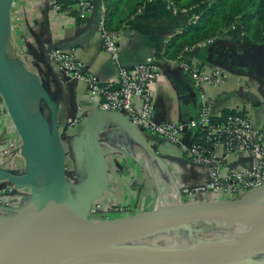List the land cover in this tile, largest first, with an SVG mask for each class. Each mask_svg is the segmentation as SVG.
Instances as JSON below:
<instances>
[{"label": "crops", "instance_id": "0c3cea01", "mask_svg": "<svg viewBox=\"0 0 264 264\" xmlns=\"http://www.w3.org/2000/svg\"><path fill=\"white\" fill-rule=\"evenodd\" d=\"M56 1L59 8L52 11L47 9L45 0H13L11 32L17 46L24 53L34 56L30 60L32 69L37 71L41 83L57 103L59 125L68 126L69 118H80L77 125L68 128L73 133L85 118L97 110V101L89 95L85 81L66 77L63 70L49 60L48 51L60 48L69 52L74 60L81 63L83 71L97 76L100 83L114 81L116 67L102 48L94 9L90 20L81 21L78 19L76 0ZM123 5L120 3L116 10L111 7L108 12L111 28L120 32L119 61L131 67L147 57L154 58L159 71V77L151 84L152 112L156 121L185 123L198 116L200 90L183 66L187 62L207 72L224 70L223 82L205 89L214 120L223 119L224 111L241 110L263 129L264 68L262 77L257 78L254 63L246 71L215 65L206 58L209 41L174 53L172 38L187 25L195 23L204 6L173 12L166 7V0H146L131 12L129 5ZM101 13L105 19L103 0ZM228 35L233 41L246 40L237 29ZM133 105L135 109H140V99L133 98ZM11 126L12 121L0 97V150L11 136ZM198 140V133L189 128L183 130L174 142L146 129L130 131L113 121L109 122L108 130L97 133L95 137L94 152H103L108 178L104 193L95 202L109 207H123V215H131L159 206L215 200L216 195L210 191L181 194L180 200L175 198V192L166 194L172 190L173 183L179 188H193L208 181L210 167L192 161L184 151L185 146ZM63 147L65 174L74 190L77 188L75 182L86 184L94 174L93 157L96 153L93 154V150L90 153L83 142L76 145L73 139L64 141ZM67 157L72 159L70 163H66ZM252 163L248 153L231 152L225 156L221 171L235 165L248 167ZM3 169L0 158V170ZM6 185L8 183L0 177V199L11 206L16 205L20 196L24 197L26 186L13 184L8 194H2Z\"/></svg>", "mask_w": 264, "mask_h": 264}, {"label": "water", "instance_id": "95a60500", "mask_svg": "<svg viewBox=\"0 0 264 264\" xmlns=\"http://www.w3.org/2000/svg\"><path fill=\"white\" fill-rule=\"evenodd\" d=\"M12 3L13 0H0V97L14 127L23 139V148L34 155H37L41 148H45L47 151L48 181L44 188L42 212L45 218H48L60 208L64 211L65 217L55 231L60 236V241L68 248V259L65 261L55 258L37 261L34 264H256L245 257L249 256L250 251L241 257L235 253L236 255L228 262H217L188 260L182 259L174 253L131 250L119 248V246L131 240L149 237L179 226L202 222L214 223L218 220L241 222L249 220L252 216L264 217V183L245 196L234 199H215L159 206L149 211L122 215L103 221L94 222L88 219L91 205L101 197L108 183L103 152L101 150L94 152L97 133L106 132L111 121L130 131L141 128L134 126L121 113L97 108L94 113L83 120L82 125L76 131L70 132L67 126L59 125L57 103L43 86L37 74L22 65L29 74H35L33 85L37 86L40 95L35 102L33 112H27L13 86L15 77L12 66L3 57L1 49L3 35L9 28L11 29L10 9ZM100 7L101 0H94L95 21L100 16ZM237 49L248 55L245 58L247 63H250L252 55L259 61L256 65L255 76L262 77L264 63L259 54V48L254 45L248 46L244 42L233 41L231 35L219 34L210 40L206 45V50H209L206 58L213 64L229 70L246 71L244 66L247 64L241 68V64L239 67H235L231 63L230 58L236 56ZM240 56L243 57V53H240ZM252 76H254L253 73ZM41 101L47 107L48 117L41 111ZM16 120L31 123V139L29 138L28 142L25 136L28 135L29 130L25 125L19 127ZM72 139L76 144H82V142L86 144L90 153L92 150L93 154L96 153L93 157L94 174L85 184L79 200L73 192L72 183L65 174L63 142L72 141ZM25 166L27 167L26 160ZM0 172L2 174L6 171L0 170ZM0 177L8 184L16 185L13 177L9 175ZM36 225H39L37 220L31 227ZM11 242L10 237L0 240V264L8 261L7 250L3 249L7 248ZM260 251L262 250H257V252ZM13 264L21 263L17 260Z\"/></svg>", "mask_w": 264, "mask_h": 264}, {"label": "built area", "instance_id": "2783aa9c", "mask_svg": "<svg viewBox=\"0 0 264 264\" xmlns=\"http://www.w3.org/2000/svg\"><path fill=\"white\" fill-rule=\"evenodd\" d=\"M45 2L48 9L58 10L59 5L56 0H45ZM76 8L78 19L88 21L94 9L93 0H76ZM97 30L103 50L116 67L114 81L100 83L97 76L84 72L81 63L74 60L69 52L60 48L51 49L47 56L52 63L63 70L66 77L81 79L87 83L89 95L97 101L98 109L121 113L137 128L152 131L174 142L185 129H193L198 133L199 140L185 146L184 151L192 161L210 167L208 181L193 188H179L173 183L172 190L166 194L175 192V198L180 200L181 194L210 191L216 195V200L234 199L245 196L264 183L263 130L241 110H234L221 120H214L210 114V99L205 89L209 85L221 84L225 75L224 70L215 69L207 72L197 65L184 62L183 66L200 90L198 116L185 123L159 122L153 118L152 112L151 84L159 77L154 58L147 57L131 67H126L119 61L120 32L105 27L103 13L98 18ZM135 97L141 101L138 110L133 105ZM79 120V117L69 118L67 124L72 128ZM231 152L248 153L253 159L252 165L248 167L235 165L226 171H221L225 156ZM12 187L11 184L6 185L2 194H8ZM96 203L91 205L88 217H94L98 213L104 215L114 209L109 207L105 210ZM0 206L8 209L13 205L1 203Z\"/></svg>", "mask_w": 264, "mask_h": 264}, {"label": "bare ground", "instance_id": "6f19581e", "mask_svg": "<svg viewBox=\"0 0 264 264\" xmlns=\"http://www.w3.org/2000/svg\"><path fill=\"white\" fill-rule=\"evenodd\" d=\"M1 49L3 57L9 61L12 66L15 77V84L13 86L22 101L24 109L27 112H33L35 109V102L40 96L37 86L33 85L35 74H29L22 67L23 54L18 50L16 43L11 38L10 28L3 35ZM16 123L19 127L25 125L26 129L29 130L28 135L25 136L28 142L31 135V123L18 120H16ZM23 153L27 162L26 173L23 175H16L6 171L2 174L0 172V176H24L27 178L25 184L30 186L36 185L37 187L29 198V202L24 206L20 215H18L17 220L2 221L4 224H0V240L6 237H10L12 240L9 246L3 249L7 250L8 254V261L3 264H13L17 260L21 264H34L37 261L52 260L55 258L65 261L68 259V248L60 241V236H58L55 231L62 223L65 213L60 208L53 215L45 218L42 212L44 188L48 181L49 165L47 161V151L45 148H41L37 155L31 154L26 150H23ZM35 220L38 221L39 225L31 227ZM16 222H20L21 225L17 227L15 224ZM214 224L227 228L218 229L216 235L199 236L202 238V242L199 241L200 239L179 240L169 230L149 236L151 241H154L153 244L125 248L123 245H130L131 242L135 241L131 240L121 244L119 248L139 251L155 250L160 253L178 254L182 259L217 262H228L236 255L235 253H238L241 257L244 253L250 251L251 253L249 256H245L247 260L256 264H264L263 216H252L249 220L245 222L241 221L236 224L226 220H218L214 222ZM217 235L223 236H221L222 238L216 239ZM162 241L163 243H161ZM166 243L168 246L174 243V246L164 247ZM161 244H163V246ZM182 246H187L188 248L184 250L180 248ZM257 250L263 251V256L258 260L254 259L255 256H252Z\"/></svg>", "mask_w": 264, "mask_h": 264}, {"label": "trees", "instance_id": "16d2710c", "mask_svg": "<svg viewBox=\"0 0 264 264\" xmlns=\"http://www.w3.org/2000/svg\"><path fill=\"white\" fill-rule=\"evenodd\" d=\"M146 0H103L104 25L112 29L109 9L116 10L120 3L129 5L131 12ZM175 6L186 9L209 2L195 23L189 24L172 38L174 53L183 48L212 40L222 30L232 26L245 36L244 43L259 48L264 58V0H172ZM182 1V3H180ZM233 30V29H232ZM175 55V54H174ZM233 112L224 111L223 116ZM264 138V124H263ZM10 184V183H9Z\"/></svg>", "mask_w": 264, "mask_h": 264}, {"label": "rangeland", "instance_id": "374dc122", "mask_svg": "<svg viewBox=\"0 0 264 264\" xmlns=\"http://www.w3.org/2000/svg\"><path fill=\"white\" fill-rule=\"evenodd\" d=\"M180 3H182V1ZM208 4H209V2H206V3H203L202 5H199V6H204L206 8L208 6ZM196 6H198V5H196ZM196 6H193V7H196ZM166 7L168 9H170L171 11H173V12H177L176 11L177 9L178 10H184V9H180L179 7L175 6V4H174V2L172 0H166ZM193 7H189V8H186V9H190V8H193ZM202 12H203V10H202ZM197 20H198V18H197ZM232 29L234 30L233 26L230 29H228V30H226V29L222 30V32L218 33L217 35H219V34L220 35L221 34L222 35H228V33L232 31ZM10 36L13 39V41L15 42L13 34L11 32V29H10ZM241 37L243 39H245V36L243 35V33H242ZM16 46H17V44H16ZM17 48L23 54L22 64L28 70L35 72L37 74V76H38L37 71L32 69V62L30 61V60H33L34 56L31 55L30 53H24L22 51V49H20L18 46H17ZM40 108H41V111L43 112V114L48 117V110H47V107H46V105L44 104L43 101H41V103H40ZM67 127L69 129H71L69 126H67ZM9 132L11 133V136L8 137L9 139L7 141H5V143L6 142L7 143L0 150V158H1L2 162H3V164H4L3 171H8V172H11V173L16 174V175H18V174L23 175V174L26 173L25 156H24V153H23V150H25L23 148V143L24 142H23V139H22L20 133L14 127L13 123H12V126H11V130ZM76 145H78V144H76ZM71 161H72V159L68 158L66 160V163L67 162L70 163ZM13 178H14L16 184L17 183H22L20 185L26 186V188H25L26 189V193H25L24 197L20 196V199L17 201L16 205H13L12 207H9L8 209L0 208L1 209L0 210V224H4V223H2V221L7 222L9 220L10 221L17 220L18 215H20V213H21L22 209L24 208V206L29 202V198L31 197L32 193L35 191V189L37 187L36 185H33V186L30 187L28 184H25V182L27 181V178L24 177V176H16V177H13ZM74 184H75V188L76 187L77 188L74 189L73 192H74L76 198L79 200L80 196L83 193L85 184L84 183L83 184L82 183L78 184L77 182H75ZM11 185H13V184H11ZM31 188H32V190H31ZM0 202L1 203H6V201L4 199H2V198L0 199ZM1 203H0V205H1ZM96 204H100L105 210H108V208H109V206H107V204H105V203H98L97 202ZM123 210H124L123 207L122 208L121 207H114L113 211H110V212H108V213H106L104 215L101 214V213H98L94 217H91V216L88 217V219L94 220V222H95V221L107 220V219H110V218H113V217H119V216L123 215ZM229 222L233 223V224L239 223V222H234V221H229ZM243 222H245V221H243ZM15 224H16L17 227L19 225H21L20 222L19 223L16 222ZM221 228L226 229L227 227H224V226L221 227V225L214 224L213 222H202V223H194V224H191V225L179 226V227L171 229L170 231L179 240H183V239L184 240L185 239H188V240H194V239L195 240H199L200 239L199 241H201L202 238H200L199 236L216 235L218 229H221ZM198 229H199V231H198ZM219 236L220 235H217L216 239L222 238L221 236H223V235H221L220 237ZM159 241H157V242H159ZM153 243H154V241L152 242L150 237H143V238L135 239V241L131 242L130 245H126V246L123 245V246L125 248H133V247H139V246L144 245V244H153ZM161 243H163V241ZM203 243H204V241H203ZM161 245L163 246V244H161ZM171 246H174V243L171 244ZM171 246H168L167 243H166V245L164 247H171ZM180 248L181 249H184V248L186 249L188 247L187 246L186 247L182 246ZM262 253H263V251L255 252L252 256H255L254 259L258 260V259H260L263 256Z\"/></svg>", "mask_w": 264, "mask_h": 264}, {"label": "flooded vegetation", "instance_id": "af4514ba", "mask_svg": "<svg viewBox=\"0 0 264 264\" xmlns=\"http://www.w3.org/2000/svg\"><path fill=\"white\" fill-rule=\"evenodd\" d=\"M240 53H243V57H241L240 56ZM236 54V56L233 58V57H231L230 58V60H231V63L235 66V67H239V64H241L242 65V67L241 68H243V66L245 65V64H247V66H244V68L245 69H247V68H249V65L250 64H253L254 63V65L253 66H256V64L259 62L253 55L252 56H250V63H247V61L245 60V58H246V56H248L245 52H242V50L241 51H239V49H237V52L235 53ZM260 54V53H259ZM261 55V54H260ZM263 63H264V58H263ZM243 63V64H242ZM252 66V67H253ZM263 67L262 68H264V64L262 65Z\"/></svg>", "mask_w": 264, "mask_h": 264}]
</instances>
